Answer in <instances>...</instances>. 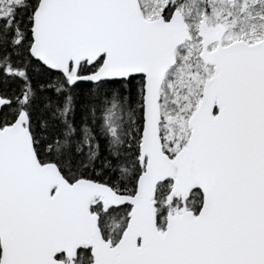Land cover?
I'll return each mask as SVG.
<instances>
[{
    "label": "snow or ice",
    "instance_id": "6c2138e0",
    "mask_svg": "<svg viewBox=\"0 0 264 264\" xmlns=\"http://www.w3.org/2000/svg\"><path fill=\"white\" fill-rule=\"evenodd\" d=\"M0 264H264V0H0Z\"/></svg>",
    "mask_w": 264,
    "mask_h": 264
}]
</instances>
